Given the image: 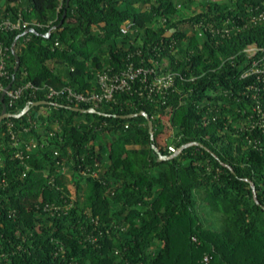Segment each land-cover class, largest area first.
I'll use <instances>...</instances> for the list:
<instances>
[{"label": "trees", "instance_id": "trees-1", "mask_svg": "<svg viewBox=\"0 0 264 264\" xmlns=\"http://www.w3.org/2000/svg\"><path fill=\"white\" fill-rule=\"evenodd\" d=\"M195 2L0 0V21H29L0 28L1 81L41 86L0 90V112L55 102L0 122V264H264V0ZM131 65L176 72L174 84L139 77L97 105L48 96ZM141 109L154 137L145 115L123 116Z\"/></svg>", "mask_w": 264, "mask_h": 264}, {"label": "built area", "instance_id": "built-area-1", "mask_svg": "<svg viewBox=\"0 0 264 264\" xmlns=\"http://www.w3.org/2000/svg\"><path fill=\"white\" fill-rule=\"evenodd\" d=\"M264 16V14H261ZM29 23L28 20L22 18L21 16L16 20L12 18H5L0 21V28H22ZM133 24V21L127 20L123 26L122 30L127 31ZM255 47H252L253 49ZM6 47H0V90L5 89V85L1 81V76L6 73ZM253 70H259V68H254ZM264 70V69H263ZM154 73V78L149 79V74ZM176 72H167V73H157L154 68H149L146 66L134 67L133 65L128 68L119 71V72H104L99 75L98 87L93 89H86L84 91L77 90L70 85L63 86L61 88H56L53 85H46L48 89V96L52 95H66V97L72 101L76 102H85V103H94L95 105L103 101H109L114 99L117 91L130 88L133 81L140 77V79L147 83L150 91L158 90L165 91L171 85L174 84ZM31 86L34 88H40V85H34L31 81L27 84L19 86L12 89L11 87L7 90V94L11 97V100L17 98L24 87ZM12 123L9 122L10 131L13 133V137H16L14 131L12 130ZM28 129V127H27ZM33 140V139H32ZM31 140V142H32ZM33 145L35 142L32 143ZM28 149L31 148V144L27 143L26 146ZM169 148L172 152H177L179 147L174 144H170ZM55 153H58V150H55ZM24 151L18 150L16 152L17 156L24 157ZM74 194V193H73ZM207 258V257H206Z\"/></svg>", "mask_w": 264, "mask_h": 264}, {"label": "water", "instance_id": "water-1", "mask_svg": "<svg viewBox=\"0 0 264 264\" xmlns=\"http://www.w3.org/2000/svg\"><path fill=\"white\" fill-rule=\"evenodd\" d=\"M69 1V0H67ZM29 31H36V28L34 26H29L28 28H26L23 32H21V34H24L26 32H29ZM49 34V32L47 33V35ZM19 35L14 39L13 41V44H12V50L13 52L15 53V56H16V63H15V70L18 69V67L20 66V63H21V60H20V56L19 54L15 51V45H16V42H17V39H18ZM12 86V82H10L9 84H7L5 86V89L2 91V99H4L5 97V94L7 92V90ZM42 103H55L54 101L52 100H48V99H39V100H31L29 101L20 111L18 112H12V111H9L7 109V106H6V103L3 102V109L2 111L0 112V122L6 118V117H9V116H21L25 113H27L31 107V105H34V104H42ZM56 104H60V103H56ZM73 109H76V110H82V111H90V112H97L99 111L95 106H90L88 108H85V107H80V106H76V105H67ZM137 114H143L145 115L147 118H148V123H149V126H150V132H151V135L152 137H154V124H153V119L152 117L149 115V113L145 110V109H141L140 111H137V112H131V113H128V114H123V116H133V115H137ZM155 147L158 149L160 155H159V159H163L165 157H167L166 154H163L157 145H155Z\"/></svg>", "mask_w": 264, "mask_h": 264}, {"label": "rangeland", "instance_id": "rangeland-1", "mask_svg": "<svg viewBox=\"0 0 264 264\" xmlns=\"http://www.w3.org/2000/svg\"><path fill=\"white\" fill-rule=\"evenodd\" d=\"M200 9H201V5L199 3V0H196V2L193 4V7L189 8L188 11H192V10L199 11ZM171 31H172V29L169 30V32H171ZM44 111H46V110H44ZM171 132H173V129L169 128L165 133L160 135L159 139L161 141H165V138H166L167 134L171 133ZM178 151H180V147H179ZM174 153H176V152H174ZM66 170H67V168H66ZM67 174L69 176V181H70L69 186H70L72 192L75 194L76 193V184L70 178L71 175H70L69 170H67ZM199 198H200L199 199L200 200L199 211H200L203 219L206 221V223L210 224V225H213V226L216 225V224H219L218 216H220V213H217V212H215L213 210L210 211V209H208V208H204V206H202V204H201L203 202L202 198L201 197H199Z\"/></svg>", "mask_w": 264, "mask_h": 264}]
</instances>
